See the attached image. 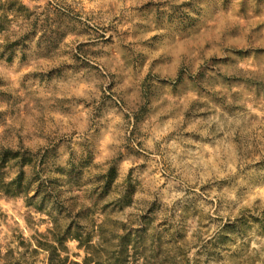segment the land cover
Listing matches in <instances>:
<instances>
[{"label": "rangeland", "instance_id": "1", "mask_svg": "<svg viewBox=\"0 0 264 264\" xmlns=\"http://www.w3.org/2000/svg\"><path fill=\"white\" fill-rule=\"evenodd\" d=\"M0 4V156L42 160L63 204L0 192L2 262L48 264L84 209L139 264H264V0Z\"/></svg>", "mask_w": 264, "mask_h": 264}, {"label": "trees", "instance_id": "2", "mask_svg": "<svg viewBox=\"0 0 264 264\" xmlns=\"http://www.w3.org/2000/svg\"><path fill=\"white\" fill-rule=\"evenodd\" d=\"M3 25V22L0 20V33L5 30ZM11 163L18 169V174L15 178L7 181L6 169ZM38 163L41 166L43 162L42 160H38ZM38 163L34 161L29 151L4 150L0 156V192L4 197L11 199L22 198L34 201L42 197L41 208H36L39 211L43 210V204L47 201H52L56 208H60L63 204L56 198L53 180L43 179L35 172L36 168H38ZM27 167L32 168V177L28 176L27 178L25 171ZM31 192H34L32 196H30ZM30 205L32 206L33 204ZM84 211V209L79 210L75 216H72V212L68 211L67 216L72 221L63 230L56 224V233L53 234L55 244L38 242L37 247L47 251L50 255L48 264H139V260L131 261L135 255L132 254L134 246L130 240L131 236H133L132 231L122 228L124 234H115L113 240L107 241L103 229L101 231L100 227L101 234L99 233V237L101 242L92 244L91 237L86 234V227L78 221ZM71 239L79 242V248L84 250L85 255L81 262L70 260L66 252L67 248L65 244ZM64 254L67 256H63ZM2 260L0 252V264H14L13 262H2Z\"/></svg>", "mask_w": 264, "mask_h": 264}]
</instances>
